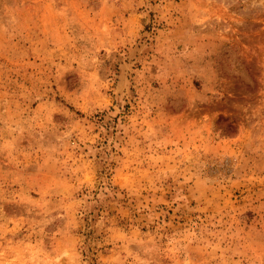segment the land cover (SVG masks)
Wrapping results in <instances>:
<instances>
[{
  "label": "rangeland",
  "instance_id": "374dc122",
  "mask_svg": "<svg viewBox=\"0 0 264 264\" xmlns=\"http://www.w3.org/2000/svg\"><path fill=\"white\" fill-rule=\"evenodd\" d=\"M0 264H264V0H0Z\"/></svg>",
  "mask_w": 264,
  "mask_h": 264
}]
</instances>
